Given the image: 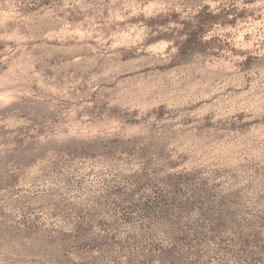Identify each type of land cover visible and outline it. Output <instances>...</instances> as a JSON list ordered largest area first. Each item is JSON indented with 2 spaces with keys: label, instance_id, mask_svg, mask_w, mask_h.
I'll return each instance as SVG.
<instances>
[{
  "label": "rangeland",
  "instance_id": "rangeland-1",
  "mask_svg": "<svg viewBox=\"0 0 264 264\" xmlns=\"http://www.w3.org/2000/svg\"><path fill=\"white\" fill-rule=\"evenodd\" d=\"M0 264H264V0H0Z\"/></svg>",
  "mask_w": 264,
  "mask_h": 264
}]
</instances>
